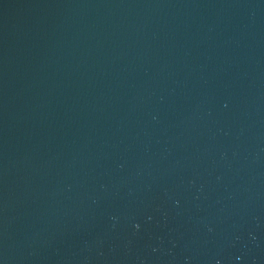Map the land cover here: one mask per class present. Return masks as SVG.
<instances>
[{"label":"water","instance_id":"water-1","mask_svg":"<svg viewBox=\"0 0 264 264\" xmlns=\"http://www.w3.org/2000/svg\"><path fill=\"white\" fill-rule=\"evenodd\" d=\"M0 264H264V0H0Z\"/></svg>","mask_w":264,"mask_h":264}]
</instances>
